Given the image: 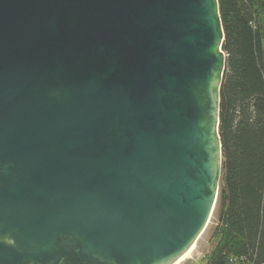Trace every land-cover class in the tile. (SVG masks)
Here are the masks:
<instances>
[{"label": "water", "instance_id": "water-1", "mask_svg": "<svg viewBox=\"0 0 264 264\" xmlns=\"http://www.w3.org/2000/svg\"><path fill=\"white\" fill-rule=\"evenodd\" d=\"M217 0H0V264H178L221 178Z\"/></svg>", "mask_w": 264, "mask_h": 264}, {"label": "trees", "instance_id": "trees-1", "mask_svg": "<svg viewBox=\"0 0 264 264\" xmlns=\"http://www.w3.org/2000/svg\"><path fill=\"white\" fill-rule=\"evenodd\" d=\"M221 178L204 264H264V0H217ZM212 214V215H213Z\"/></svg>", "mask_w": 264, "mask_h": 264}, {"label": "rangeland", "instance_id": "rangeland-1", "mask_svg": "<svg viewBox=\"0 0 264 264\" xmlns=\"http://www.w3.org/2000/svg\"><path fill=\"white\" fill-rule=\"evenodd\" d=\"M214 222L215 217L213 214L211 215L204 232L196 241L195 245L191 248L188 256L185 258L183 257V259L178 264H204L202 257L210 249V235L214 226Z\"/></svg>", "mask_w": 264, "mask_h": 264}, {"label": "bare ground", "instance_id": "bare-ground-1", "mask_svg": "<svg viewBox=\"0 0 264 264\" xmlns=\"http://www.w3.org/2000/svg\"><path fill=\"white\" fill-rule=\"evenodd\" d=\"M194 245H195V244H194ZM194 245H193V246H194ZM193 246H192V247H193ZM190 250H191V249H190ZM190 250H189V251H188V253H187V254L184 256V258L188 256V254H189Z\"/></svg>", "mask_w": 264, "mask_h": 264}]
</instances>
